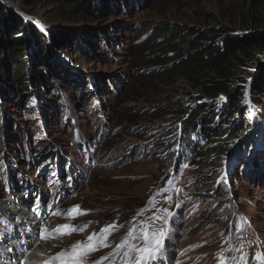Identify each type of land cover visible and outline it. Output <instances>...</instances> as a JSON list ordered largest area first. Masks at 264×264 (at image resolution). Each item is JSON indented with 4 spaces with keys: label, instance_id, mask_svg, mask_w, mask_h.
<instances>
[{
    "label": "rangeland",
    "instance_id": "374dc122",
    "mask_svg": "<svg viewBox=\"0 0 264 264\" xmlns=\"http://www.w3.org/2000/svg\"><path fill=\"white\" fill-rule=\"evenodd\" d=\"M6 1L23 15L26 32L13 39L0 34V264H26L27 255L41 248L49 259L109 225L116 227L108 247L88 254L85 264L101 256L122 264L127 248L110 255L122 240L142 247L161 230L162 246L142 264H264L255 258L264 257V147H257L264 141V96L254 102L252 87L247 90L251 109L235 118L247 120L250 113L251 130L243 134L240 152L209 154L206 142L197 152L202 156L183 166L174 143L179 118L163 109L183 115L202 104L200 91L179 82L164 89L166 98L143 106L122 95L136 80L132 64L139 46L157 25L240 33L231 15L246 0H109L98 5L100 16L48 2L34 8L24 0ZM257 21L253 33L263 30L264 15ZM66 36L72 44H63ZM55 39L61 41L57 48ZM18 40L30 42L27 50L15 53L11 46ZM43 49L48 63L32 75L35 84L22 98L11 89L13 68L23 60L31 66ZM217 103L223 108L226 97ZM235 155L231 185L223 187ZM77 205L82 214L69 215ZM64 224L87 227L42 238Z\"/></svg>",
    "mask_w": 264,
    "mask_h": 264
},
{
    "label": "trees",
    "instance_id": "16d2710c",
    "mask_svg": "<svg viewBox=\"0 0 264 264\" xmlns=\"http://www.w3.org/2000/svg\"><path fill=\"white\" fill-rule=\"evenodd\" d=\"M45 2L69 7L80 13L86 11L91 16H100V3L106 6L109 4V0H24L23 5L34 7ZM263 15L264 0H246L244 7L237 8L231 15L236 19L233 25L243 29L240 33L227 28L200 30L172 24H166L160 29L164 25L162 23L157 25L159 29L147 40L151 41H144L139 46L141 48L137 61L132 64L136 69V80L131 81L122 94L127 99L140 100L138 105L143 106L145 102H155L160 95L166 98L167 95L162 94L164 89L171 91L178 88V83L183 81L201 93L199 99L203 100L202 104L187 108L183 115L180 111L174 112L170 107L163 109L172 111L179 118L176 128L179 136L174 143L176 147L181 144L180 154L186 157L185 162L188 165L191 158L200 155L197 152L206 142L210 143L207 147V151L211 149L209 154L219 155L220 151H228L237 146L242 141L243 134L251 130L248 111L245 114V117L248 116L247 120L240 118L239 121L235 118L240 113L242 115L245 108H250L248 88L252 87V101L257 102L264 96V28L257 33L251 31L255 25H260L257 20ZM25 26L21 12L10 7L6 0H0V34L5 31L6 38L11 36L13 39L26 32ZM31 26L32 32L37 33L35 26ZM4 40L3 35H0V42ZM57 40L53 44L56 48L60 46L58 42L61 43ZM68 42L72 44L73 40L66 36L63 44ZM29 44V41L18 40L17 43H12L11 48L15 53L24 52ZM46 50L39 53L31 66L24 60L14 66L12 78L15 85L11 88L13 93L22 98L28 95L30 86L35 84L31 81L32 75H38L37 70H40L41 65L48 63ZM1 55L2 50L0 57ZM32 68L35 69L33 73ZM1 69L0 65V74ZM257 70V76L249 80ZM4 93L5 89L0 85L1 99ZM223 96L226 97V105L221 108L217 101ZM128 111H135V108L128 107ZM136 112L138 111L134 113ZM165 116H156L155 119L164 120ZM123 120L134 124L132 117ZM229 124L233 126H227ZM216 138L221 144L215 148L213 145ZM2 149L0 147V153L3 152Z\"/></svg>",
    "mask_w": 264,
    "mask_h": 264
},
{
    "label": "snow or ice",
    "instance_id": "6c2138e0",
    "mask_svg": "<svg viewBox=\"0 0 264 264\" xmlns=\"http://www.w3.org/2000/svg\"><path fill=\"white\" fill-rule=\"evenodd\" d=\"M78 209V205L74 206L69 210V215L82 214L78 211ZM86 227L87 225L81 226L79 228L69 224L57 225L54 230L42 238L48 239L49 237L58 235H69L73 231H83ZM115 227V225H109L102 229L100 233L93 232L88 236L87 241H77L71 245L70 251L59 252L55 256L45 260L43 264H51L52 260H59L60 264H85V258L88 254L98 251V249L101 247H108L107 237L108 235H111L112 231L115 230ZM144 234L147 236L146 230ZM163 235V230L160 231L159 235L153 233L154 243L146 242L142 247L129 244L128 240L124 239L116 246V249L110 255L114 257L119 254L120 249L127 248V250L123 252L122 264H142L143 261L151 258L157 251H159L160 247L162 246ZM133 252L136 253L135 256L132 255ZM255 258L260 260L264 257H262L261 254H257ZM105 261H108L109 264H112L110 256H101L99 259L93 261L92 264H104Z\"/></svg>",
    "mask_w": 264,
    "mask_h": 264
},
{
    "label": "bare ground",
    "instance_id": "6f19581e",
    "mask_svg": "<svg viewBox=\"0 0 264 264\" xmlns=\"http://www.w3.org/2000/svg\"><path fill=\"white\" fill-rule=\"evenodd\" d=\"M51 255L44 251L43 248L32 251L31 254L26 257V264H43Z\"/></svg>",
    "mask_w": 264,
    "mask_h": 264
}]
</instances>
